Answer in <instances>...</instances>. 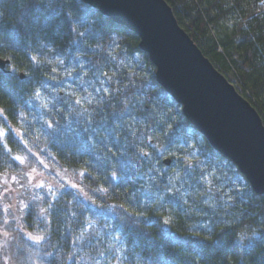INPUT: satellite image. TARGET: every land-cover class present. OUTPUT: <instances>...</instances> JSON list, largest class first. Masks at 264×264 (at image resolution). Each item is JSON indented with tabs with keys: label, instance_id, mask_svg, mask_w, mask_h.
Returning a JSON list of instances; mask_svg holds the SVG:
<instances>
[{
	"label": "trees",
	"instance_id": "1",
	"mask_svg": "<svg viewBox=\"0 0 264 264\" xmlns=\"http://www.w3.org/2000/svg\"><path fill=\"white\" fill-rule=\"evenodd\" d=\"M166 1L172 7L180 26L203 54L256 108L264 120V5L260 0ZM0 12L3 13V17H0V58L11 61L6 70L0 68V109H3L0 129L5 132L0 137V175L6 171H23L25 163L13 157L34 158L33 152L38 155H54L64 167L77 173L85 171L78 187L64 186L48 202L28 205L24 223L20 228L14 226L12 236L10 233L8 236L10 264H93L92 258L97 256V249H107L113 243L112 236L116 234L125 242L127 249L124 252L127 259L121 260L119 264H238L241 257H244V264H252L241 251L236 236L246 229L264 237V195L256 194L247 181L241 190L231 192L230 203L235 207L228 209L236 213L243 223L238 224L224 238L227 251L206 247L205 258L186 248L188 240H197L207 235L204 231L197 235V224H209L211 227L209 222L219 218L212 215L211 207L202 202L203 198L191 196L188 204H184V198L180 199L178 205L169 204L164 208L159 203L137 207L129 200V195L139 198L136 185L143 181H112L110 172H119V169L103 167V157L109 153L96 140L92 141L90 152L81 151L83 136L77 138L76 134L84 126V117H77L79 123L74 122L75 113L81 109L74 106V101L66 99L61 92L62 87L59 88L57 84V78L62 76L65 67H70L68 59L73 53L85 58L87 62H102V54L91 49H95L97 44L107 49L108 44L115 41L119 45L116 56L120 59L137 54H142L146 59L148 70L142 77L136 69L132 73L128 71L134 75L136 87L142 88L143 93L152 99L165 94V104L168 100L173 101L158 84L155 65L149 55L140 49V37L80 0H0ZM53 13L56 15L53 16ZM69 13L70 17L67 15ZM49 17L51 19L45 23ZM35 19L39 22L32 23ZM84 20L86 24L82 23ZM71 27L79 31L91 29L99 35V39L85 41L90 46L89 51L83 54L75 52L73 40L76 36ZM32 56H36L42 63L37 65L31 60ZM58 60H64L65 64L58 65ZM51 68L57 71L52 73ZM105 71L110 69L105 68ZM22 74H25L24 79ZM53 76L55 78L50 79ZM37 91L46 92L51 97V107L45 110L38 108L35 101ZM55 91L59 93L54 95ZM60 98L64 99V103L60 102ZM53 103L56 108H53ZM173 103L179 109L177 112L181 122L178 124L183 128L190 127V122L182 113V105L175 101ZM86 108L93 121L110 119L107 112L101 113L95 105ZM49 120L54 126L58 125L59 139L55 143L50 134L52 129L46 127L45 122ZM204 145L208 155L217 154L207 139H204ZM98 188H107L108 191H96ZM86 194L91 198L87 200ZM93 201L99 206L95 207ZM201 208L208 215H204ZM124 209L142 212L143 217L139 218L141 222L137 225L127 219ZM167 211L171 223L164 224ZM72 212L76 213L75 217L71 216ZM143 219L149 220L148 223H143ZM89 220L94 222L93 230L101 232L104 237L100 245L91 248L78 239ZM220 227L223 226L216 227V233ZM121 228L123 231H119ZM168 230L176 238H172ZM88 234L91 235V232ZM36 236L42 239H31ZM214 239L215 234L207 243L211 244ZM74 240L76 243H73ZM254 243L258 255L264 249V240ZM192 247L197 250L196 245ZM4 251V246H0V264H7L8 257ZM105 255L109 257L110 264H117L108 252ZM180 256L184 257L183 261L179 259ZM101 264L108 262L102 260Z\"/></svg>",
	"mask_w": 264,
	"mask_h": 264
},
{
	"label": "snow or ice",
	"instance_id": "2",
	"mask_svg": "<svg viewBox=\"0 0 264 264\" xmlns=\"http://www.w3.org/2000/svg\"><path fill=\"white\" fill-rule=\"evenodd\" d=\"M260 2L264 5V0H260ZM52 15L55 16L56 13ZM67 15L70 17L71 14ZM0 17H3L2 12H0ZM47 19H51V17L46 18L45 23H47ZM20 22L23 23V21ZM31 22L38 23L39 20L35 19ZM82 23L86 24L87 21L84 20ZM71 31L76 36V39L73 40L74 50L81 54L90 50V46L85 44L86 40L99 39V35L88 28L79 31L75 27H71ZM114 46L119 47L115 41H112L108 44L107 49L101 44H97L95 49H91L102 54V62L90 60L85 64L80 56L73 53L69 56L68 63L74 65V67L71 69L65 67L64 69L67 77H72L73 71L77 73L72 83H76V80L79 79L81 90L86 93V95L74 101L75 105L81 106V110L75 113L74 122L79 123L77 117H84V126L76 134L77 138L83 136L80 145L81 151L90 152L92 141L96 140L103 144L109 153L108 156L103 157V167L119 169V172L115 170L110 172L112 181L117 183H129L133 179L138 182L143 181V183H137L136 185V191L140 193L139 198L129 195V200L134 202L137 207L141 205L150 206L151 203H159L161 208L169 204L178 205L180 199L191 195L188 190L193 189L197 195L203 197V203L211 206L212 215L219 218L209 222L212 225L211 227L209 224H197L195 226L198 230L197 235L201 231L207 232V235L197 240H188V246L185 247L205 258L204 249L206 247L227 251L224 238L238 224L243 223L236 213L228 211L229 208L235 207L234 204L230 203L232 197L229 193L223 191L222 182L215 169L199 159L201 153H199L196 143H190L183 136H177L170 123L171 117L161 110L160 106L149 95L143 93L142 88L136 87L134 75L127 71L128 65L125 64L123 59L109 51ZM31 60L37 65L42 63L36 56H32ZM48 63H51V61ZM57 63L60 66L65 64L64 60H58ZM105 68L110 69L111 74H109V71H105ZM50 71L55 73L57 69L51 68ZM54 78V76L50 77V79ZM89 88L91 91H88ZM35 98L43 100L39 91L35 93ZM60 102L64 103V99L60 98ZM83 105H95L101 113L107 112L110 119L91 120L87 108H84ZM43 107H48L47 101L43 102ZM53 108H56L55 103H53ZM57 111L63 110L57 109ZM2 114L3 109H0V116ZM45 123L47 129H52L50 134L53 137V142H57L59 139L58 125L54 126L51 120ZM69 130H71L70 125ZM4 134V130L0 129V137ZM178 141H182L179 149L183 153L182 155H177L176 152L171 151ZM9 151L11 150L9 149ZM169 156L175 157L176 160L171 170L161 164V161L168 159ZM13 159L24 163V158L21 156H15ZM78 174L84 175L85 173L78 172ZM13 179L15 180V177ZM69 186L78 187L76 184ZM37 187L44 188L45 185L38 184ZM201 188L204 189L203 192L199 191ZM49 191H52V189L49 188ZM96 191L107 193L108 189L98 188ZM237 195H240V193H237ZM193 203H195V200H193ZM184 204H188L187 199H184ZM7 210L5 208L6 212ZM42 211H47V209H42ZM89 211H91L90 208ZM185 211L187 210L185 209ZM200 211L204 215H208V212L203 208ZM123 212L127 219L133 220L137 225L141 222L139 218L143 217V213L140 211L131 212L124 209ZM221 212L223 213L222 216L220 215ZM71 216L75 217L76 213L72 212ZM148 221L143 219L142 222L148 223ZM93 223L89 220L86 228L81 231L78 237V239L87 243L90 248L100 245L104 239L101 232L93 230ZM163 223L169 224L171 221L164 219ZM220 225L223 227H220L219 232L216 233V227ZM119 231H123V229L121 228ZM89 232H91V235L88 234ZM169 234L172 238H176L174 234L170 232ZM213 234H215L214 241L211 244L207 243L210 237H213ZM31 239L39 241L42 237L36 236L31 237ZM257 240H264V237L253 236L249 243L240 246V249L249 257L252 264H264V249H261L258 255L256 254L257 245L254 241ZM112 241L113 243L109 244L107 249H97V256L92 258L93 264H101L102 260L110 264L109 257L105 255L106 252L111 255L112 260L117 261V264L121 260L127 259L124 255V252L127 251L125 242L121 240L119 234L113 235ZM73 243H76V241L74 240ZM117 244L120 245L119 248H117ZM193 245L197 246V250H193ZM47 255L51 256L52 253H47ZM179 259L183 261L184 257L180 256ZM238 264H244V257L240 258Z\"/></svg>",
	"mask_w": 264,
	"mask_h": 264
},
{
	"label": "water",
	"instance_id": "3",
	"mask_svg": "<svg viewBox=\"0 0 264 264\" xmlns=\"http://www.w3.org/2000/svg\"><path fill=\"white\" fill-rule=\"evenodd\" d=\"M140 37L156 80L192 126L264 195V120L180 26L166 0H80ZM11 61L0 58L6 70ZM25 78V74H22ZM168 166L171 159L164 160Z\"/></svg>",
	"mask_w": 264,
	"mask_h": 264
},
{
	"label": "rangeland",
	"instance_id": "4",
	"mask_svg": "<svg viewBox=\"0 0 264 264\" xmlns=\"http://www.w3.org/2000/svg\"><path fill=\"white\" fill-rule=\"evenodd\" d=\"M109 51H111L113 55L116 56L119 49L114 46L112 49H109ZM81 60L85 64L88 63L85 58L83 59L81 58ZM123 60L125 61V64L128 65L127 71H129L130 73H132L133 70L136 69L138 70V73H141L139 76L142 77V74L146 73L148 70L146 59L142 54L140 55L137 54L134 57L127 56ZM69 66L70 67L68 68L70 69L74 67V65H69ZM55 67H57V65H55ZM109 74H111V71H109ZM76 76L77 73L75 71H73L72 77L65 76V72H63L62 76L59 79L57 78V84L59 85V88L62 87L61 92L64 94L66 99H70L72 101H75L76 99H80L82 96L86 95V93L81 90L79 79L76 80V83H72L73 78H75ZM88 91H91V89L89 88ZM39 92L41 93L43 100H37L35 98L38 108L40 110L41 109L45 110L51 107V102H52L51 97L46 92L43 91H39ZM58 93L59 92L55 91L54 95H57ZM69 93H71V95H69ZM167 94L170 95L169 93ZM165 97L166 95L163 94L162 96H155V99L153 100L160 106L161 110H163L168 116L171 117L170 123L172 124L173 129L176 131L177 136H183L185 139H188L190 143L193 142L196 143V147L199 153H201L199 159L205 161L207 165L215 169L217 176H219L220 181L222 182L224 192H227L230 195L231 192H233L234 190L235 191L241 190L243 183L247 180L240 173L237 166L231 160L227 159L218 152H216L217 154H212L208 152L209 153L208 155L204 145V139L206 140V138L203 135H201L198 132V130H196V128L192 125H190V127L188 128H183L182 126H180V124H178L181 122L178 115L179 109L173 103L175 99L171 96V99L173 101L168 100L167 101L168 103L165 104ZM44 101L48 102L47 108L43 107ZM74 106L75 107L79 106L78 108L81 109L80 105L74 104ZM87 106L88 105H83V107L85 108ZM182 113H183V108H182ZM198 133L200 135H198ZM181 143L182 141H178V143L172 147L171 151L176 152L177 155H182L183 153L179 151ZM33 155L34 158L31 157L24 158V163L26 167L23 171L20 172L6 171L2 175H0V182H1L0 202L2 204V210H3V219L0 220V241H1L0 246L1 247L4 246L5 249L4 252L8 257L6 258L7 264H10L9 258H11L10 257L11 248L9 243L10 239L8 237L9 233L12 236L11 230L14 228V226L19 228L22 226V224L24 223V218L27 213L28 205L31 203L40 205L48 202L49 200L52 199L53 196L57 195L58 191L62 187L64 186L70 187L69 185L71 184L79 185V181L81 177V175H79L76 171L64 167L56 159L54 155H50V154L38 155L37 153L34 152ZM168 159H171V163L169 166L164 163V160L161 161V164L165 168L171 170L176 160L175 157L173 156H169ZM13 177H15V180L13 179ZM38 184H44L45 187L44 188L37 187ZM49 188H51L52 191H49ZM188 191L189 193H191V195L184 197L188 201L190 200L191 196H197L199 198H203L202 196L197 195L193 189H189ZM199 191L203 192L204 189L201 188ZM85 197L87 200L91 198L90 195L87 194L85 195ZM94 206L98 207L99 205L97 206L94 204ZM208 206L211 207L210 205ZM5 208L8 209L7 212L5 211ZM103 210H105V207ZM170 218L171 216L167 211L166 219L171 220ZM3 222L4 224H2ZM13 263L16 262L13 261Z\"/></svg>",
	"mask_w": 264,
	"mask_h": 264
},
{
	"label": "clouds",
	"instance_id": "5",
	"mask_svg": "<svg viewBox=\"0 0 264 264\" xmlns=\"http://www.w3.org/2000/svg\"><path fill=\"white\" fill-rule=\"evenodd\" d=\"M256 235L257 234L254 231L250 233L246 229L238 232L237 236H236V240H237L239 247L249 243V241L252 239V237L256 236Z\"/></svg>",
	"mask_w": 264,
	"mask_h": 264
}]
</instances>
